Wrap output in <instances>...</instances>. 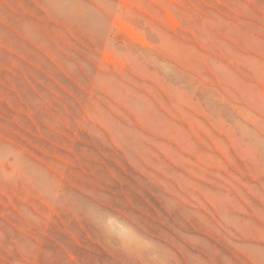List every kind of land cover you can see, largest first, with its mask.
I'll return each mask as SVG.
<instances>
[{"label":"rangeland","instance_id":"374dc122","mask_svg":"<svg viewBox=\"0 0 264 264\" xmlns=\"http://www.w3.org/2000/svg\"><path fill=\"white\" fill-rule=\"evenodd\" d=\"M0 264H264V0H0Z\"/></svg>","mask_w":264,"mask_h":264}]
</instances>
